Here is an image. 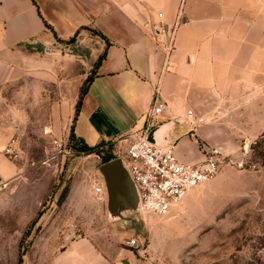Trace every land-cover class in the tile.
I'll use <instances>...</instances> for the list:
<instances>
[{
	"label": "crops",
	"instance_id": "0c3cea01",
	"mask_svg": "<svg viewBox=\"0 0 264 264\" xmlns=\"http://www.w3.org/2000/svg\"><path fill=\"white\" fill-rule=\"evenodd\" d=\"M181 1L0 0V89L17 90L19 105L38 106L39 115L54 121L60 106H67V130L74 125L90 145L118 140L124 148L126 135H141L158 95L163 109L156 121L169 124L177 155L201 162L206 148L216 145L211 120L224 91L235 79L242 83L249 59L264 57V0H183L180 8ZM178 13L182 21L169 66L165 39L153 25H171ZM189 111L203 119L190 121ZM1 130L0 190H5L23 181L26 165L3 151L12 137ZM96 182L104 184L103 177ZM89 190L107 199L93 181ZM10 196L0 193L3 202ZM14 208L27 216L26 224L39 212L23 204Z\"/></svg>",
	"mask_w": 264,
	"mask_h": 264
},
{
	"label": "rangeland",
	"instance_id": "374dc122",
	"mask_svg": "<svg viewBox=\"0 0 264 264\" xmlns=\"http://www.w3.org/2000/svg\"><path fill=\"white\" fill-rule=\"evenodd\" d=\"M249 60L245 79L230 82L212 115L219 173L165 216L140 203L122 212L92 195L102 155H120V141L104 143L100 155L52 158V138L71 132L69 108L60 106L54 121L38 106L19 105L17 90L0 89L1 132L16 139L19 155L11 159L26 165L19 185L0 190L11 195L0 198V264H19L21 254L23 264H264V57ZM20 204L28 212L38 208L37 221L38 212L24 223L27 216L14 208ZM72 224L77 236L67 239Z\"/></svg>",
	"mask_w": 264,
	"mask_h": 264
},
{
	"label": "built area",
	"instance_id": "2783aa9c",
	"mask_svg": "<svg viewBox=\"0 0 264 264\" xmlns=\"http://www.w3.org/2000/svg\"><path fill=\"white\" fill-rule=\"evenodd\" d=\"M162 15V13H159ZM181 14L178 13L175 21L171 25H153L157 34L165 39L166 55L168 65H172L170 56L175 48V32L180 23ZM157 95L154 105L149 111L146 126L139 137H128L125 148L120 149V156L123 163L135 183L141 207L145 212L157 215H169L172 208L196 186H200L219 173L221 168V149L215 146L206 148V158L201 162H189L182 160L176 153L175 141H171L168 136L164 144H158L148 138L149 132L158 125L156 115L163 109V102H159ZM190 121L196 117L189 111ZM52 158L59 154L67 156L70 154L84 153L76 148L71 139L70 133L53 137ZM5 152L12 158L18 157L19 148L16 139H12L5 147ZM93 187L97 193L106 191L104 184L98 183L97 178L93 180ZM101 198H105L100 195ZM77 236L76 225L72 224L69 233L65 238ZM130 246L137 244L134 237L128 240Z\"/></svg>",
	"mask_w": 264,
	"mask_h": 264
},
{
	"label": "water",
	"instance_id": "95a60500",
	"mask_svg": "<svg viewBox=\"0 0 264 264\" xmlns=\"http://www.w3.org/2000/svg\"><path fill=\"white\" fill-rule=\"evenodd\" d=\"M168 125V123H161L155 126L149 132L148 138L158 144H164L168 136L166 131ZM157 132L160 134L158 135ZM100 169L110 208L118 207L123 212L124 209L140 203L137 187L120 156L103 162Z\"/></svg>",
	"mask_w": 264,
	"mask_h": 264
},
{
	"label": "trees",
	"instance_id": "16d2710c",
	"mask_svg": "<svg viewBox=\"0 0 264 264\" xmlns=\"http://www.w3.org/2000/svg\"><path fill=\"white\" fill-rule=\"evenodd\" d=\"M97 34H100L101 36L105 37V34L102 33L101 31H98V30H94ZM76 35L77 33L72 36L70 39H69V42H73L76 40ZM105 54L106 52L102 53L98 60L96 61L95 63V67L93 70H95V68L97 66H99V64L101 63V61L103 60V58L105 57ZM91 78V75L88 76V78L86 79V83L90 80ZM84 83V85L82 86L81 88V91H80V95H79V99L76 103V111H75V116H74V119L75 120L77 118V114L79 113L80 109H81V105H82V101H83V97H84V94L86 93L87 91V84ZM70 136H71V139L72 141L74 142V145L76 146V148L84 153H97L100 155V146H102L104 143H106V141H101L100 143L98 144H95V145H90L89 143L86 142V140L83 138V137H80V136H77L76 133L74 132V125H72L71 127V132H70ZM116 155L113 153V152H108V153H104V155H102V162H106V161H109L113 158H115ZM65 198V194L64 192L62 193V195L60 196L59 198V202H62L63 199ZM41 215V211L38 212V215L36 216V218L32 221V223H34L35 221H37V219L40 217ZM28 231H26L25 233L27 234ZM18 263L19 264H23V254H21L19 256V259H18Z\"/></svg>",
	"mask_w": 264,
	"mask_h": 264
},
{
	"label": "bare ground",
	"instance_id": "6f19581e",
	"mask_svg": "<svg viewBox=\"0 0 264 264\" xmlns=\"http://www.w3.org/2000/svg\"><path fill=\"white\" fill-rule=\"evenodd\" d=\"M157 134L159 135V134H160V132H157ZM186 195H187V194H186ZM178 203H179V202H178ZM178 203H177V204H178ZM177 204H176V205H177ZM176 205H175V206H176Z\"/></svg>",
	"mask_w": 264,
	"mask_h": 264
}]
</instances>
